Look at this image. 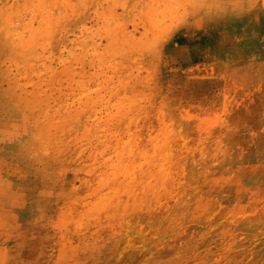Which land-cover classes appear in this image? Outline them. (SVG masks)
Returning <instances> with one entry per match:
<instances>
[{
  "label": "rangeland",
  "instance_id": "obj_1",
  "mask_svg": "<svg viewBox=\"0 0 264 264\" xmlns=\"http://www.w3.org/2000/svg\"><path fill=\"white\" fill-rule=\"evenodd\" d=\"M0 264H264V0H0Z\"/></svg>",
  "mask_w": 264,
  "mask_h": 264
}]
</instances>
